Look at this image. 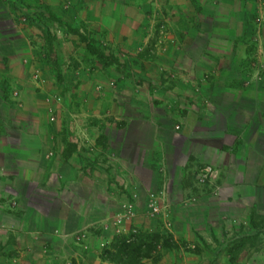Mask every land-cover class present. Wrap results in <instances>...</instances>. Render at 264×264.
I'll return each instance as SVG.
<instances>
[{
    "label": "crops",
    "instance_id": "obj_1",
    "mask_svg": "<svg viewBox=\"0 0 264 264\" xmlns=\"http://www.w3.org/2000/svg\"><path fill=\"white\" fill-rule=\"evenodd\" d=\"M263 6L0 0V264H117L101 255L111 217L163 186L179 211L171 247L143 264H230L238 236L221 231L240 222L232 213L247 224L252 211L264 215ZM49 95L51 125L41 112ZM203 168L210 189L187 190L189 170L200 183ZM254 245L253 264H264V234Z\"/></svg>",
    "mask_w": 264,
    "mask_h": 264
},
{
    "label": "rangeland",
    "instance_id": "obj_2",
    "mask_svg": "<svg viewBox=\"0 0 264 264\" xmlns=\"http://www.w3.org/2000/svg\"><path fill=\"white\" fill-rule=\"evenodd\" d=\"M263 10H264V6L262 8V11ZM147 14H148V18L150 19V21L152 23L151 25L153 26V28L158 29L161 25H163L160 22L161 19H159V17H158L160 13H159V10L157 9V7L152 6ZM263 21H264V15L262 17H260V16L257 18L255 17L256 24H261V22H263ZM45 81L46 80L43 79V80H39L38 82H34V83L37 85L39 84V86H41V85L45 84ZM73 85H74V83H73ZM114 88H116V86ZM45 98L47 100L46 101L44 100L45 101V107L41 111V112H44V113H42L44 115V117H42V118L49 125H51V122H53V121H51V116L54 117V119L56 121V120H58V114H57L56 109H54L51 112V95H49V97L46 96ZM52 99L56 102L59 100V98L56 96L53 97ZM19 159L21 160L20 165H22V167H25L28 169L27 172H31L33 170L39 169V164H33V162H34L33 158H19ZM49 160H51V158H41L40 165H42V166L45 165L46 161H49ZM22 161H23V163H22ZM26 161H29V162H26ZM13 165L14 164H12V166ZM8 168H10V166ZM188 173H189V176H186L184 178V182H185V186H186L187 190L190 191L192 188H195V187H196V190H198V191H201L202 190L201 188H203L205 190L210 189V186H209V184H207V181L205 183H198L197 182V180H196L197 178L193 175L192 170H189ZM42 182L43 183H39V184L45 185V183H44L45 181H42ZM155 190H157V188H155ZM151 191H154V189ZM149 192L150 191H148V193ZM36 195L37 194L32 195L33 198L38 197V198H40V200L43 203H47L46 199L51 198V195H49V194H44V196L43 195H37L36 196ZM145 200L147 201V195H146ZM16 202H17V199H14V198H12V196H9L6 204H7V206H9L13 210V207H15ZM145 205H146V202H145ZM145 205H144V207H141L139 210L136 207L137 215L134 218V220H132V222H130L129 224H122V225H118V226L113 224L114 216L117 215L118 213H120L122 211V208L118 212L113 214V217H111V219H112V223H111L112 224V233H110V236L108 238L107 237L105 238V242L101 245V255L102 256L107 251L108 246L110 245L111 241L115 237L127 236V235H129V233H133V232H131V230H135V232H142V233H147V234L158 233L160 236L163 237V240H161V242L165 241L166 239H168L171 242V238L173 235L171 234V225L169 223H170L171 217H174L177 213H179V211H177L175 208L171 207L169 209L168 214L163 218H159V217L148 218L145 216ZM42 206H44V204ZM12 210H9V212H13ZM39 210L42 213H45L46 215L51 216V211H47V210L41 209V208H39ZM231 217L237 218L241 223L240 222L237 223L235 225V227H234V225L231 227H228V226L223 227L222 231H221L222 235H225L226 238L230 239V238H233L236 236H238V238L244 237L245 235L250 233V231H248L246 228L248 225L247 222L243 223L244 221H242L244 218H241L240 215H236L234 213H232ZM259 232H260V234H264V229L259 230L257 232V234ZM83 236L84 235L82 233L74 234V237L77 240ZM255 241H256V238H255ZM180 246H181V250H183V251H189V250L194 251L197 249L196 245L192 246L191 244L189 245V244H185V243H180ZM254 247H255V245L250 246V243H247L245 249H243L239 255L234 257L233 260H231L229 258V263L230 264H253V263H255V248ZM162 249H164V248H162ZM159 250H158V248H156L155 252L152 253V256H155L157 254V251H159Z\"/></svg>",
    "mask_w": 264,
    "mask_h": 264
},
{
    "label": "trees",
    "instance_id": "obj_3",
    "mask_svg": "<svg viewBox=\"0 0 264 264\" xmlns=\"http://www.w3.org/2000/svg\"><path fill=\"white\" fill-rule=\"evenodd\" d=\"M248 224V228L252 233L232 242L230 246L231 260L245 249L247 243H250V246L255 244L257 232L264 229V215L259 216L252 211L249 214ZM161 240H163V237L158 233L133 232L127 236H118L111 241L102 257L117 264H143L144 260L152 257V253L155 252L158 246H163L165 249L171 247V242L168 239L163 242Z\"/></svg>",
    "mask_w": 264,
    "mask_h": 264
},
{
    "label": "built area",
    "instance_id": "obj_4",
    "mask_svg": "<svg viewBox=\"0 0 264 264\" xmlns=\"http://www.w3.org/2000/svg\"><path fill=\"white\" fill-rule=\"evenodd\" d=\"M32 80L34 82H38L40 80V76L38 72H34L32 75ZM107 85L111 88H114L116 84L112 81H109ZM97 90H101L102 86L97 85ZM54 117L51 116V121H54ZM175 129H178L176 127ZM211 171L209 168H203L199 171L198 180L200 183H204L211 179ZM170 209V205L167 202V193L165 186H163L160 190L150 191L147 194V201L145 205V216L148 218H163L165 217ZM136 195L132 194L127 202L123 205L122 211L114 216L113 224L118 226L122 224H129L136 217ZM131 232H135V230H131Z\"/></svg>",
    "mask_w": 264,
    "mask_h": 264
}]
</instances>
